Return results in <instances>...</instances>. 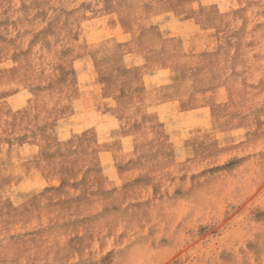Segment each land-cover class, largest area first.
<instances>
[{"label": "rangeland", "instance_id": "374dc122", "mask_svg": "<svg viewBox=\"0 0 264 264\" xmlns=\"http://www.w3.org/2000/svg\"><path fill=\"white\" fill-rule=\"evenodd\" d=\"M169 17L179 31L189 18L188 47L210 50L207 84L226 100L216 109L219 127L262 130L252 150L264 149V0H0V264H44L47 253L49 259L53 250L64 254L53 241L64 234L48 230L56 220L91 216L88 222L111 234L118 226L133 231L163 212L164 198L134 203L135 182L116 195L105 174L132 180L138 170L160 169L148 165L155 146L127 149L144 103L132 100L139 70L129 69L125 57L152 45L134 42L132 34ZM151 38L155 44L156 35ZM242 130L231 137L244 138ZM257 197L246 216L253 223L264 206ZM120 205L122 212H111ZM233 214L202 234L208 238L215 227L217 243L229 238ZM220 249L205 251L202 264H263L239 253L238 261L223 260Z\"/></svg>", "mask_w": 264, "mask_h": 264}, {"label": "crops", "instance_id": "0c3cea01", "mask_svg": "<svg viewBox=\"0 0 264 264\" xmlns=\"http://www.w3.org/2000/svg\"><path fill=\"white\" fill-rule=\"evenodd\" d=\"M163 19L162 23H150L148 32L132 34L134 42L152 45L135 47L125 57L132 61L129 69L139 70L135 71L139 83L134 84L132 100L144 103V110L135 118L141 121L140 126L134 125L127 133L132 138L127 149L135 152L143 144L155 146L156 155L148 159V165L160 169L144 174L138 170L132 180L118 174H105V179L117 189L116 195L128 181L135 182L134 203L164 198L165 208L151 214V222L133 231L118 226L111 234L108 228L105 232L88 222L91 216L80 221L72 216L56 220L48 230L64 234V238L53 240L54 246L63 247L64 254L61 248L53 250L51 259L49 253L45 255L44 264H202L205 251L213 249L216 253L217 246L223 260L238 261L234 253H239L245 262L264 264V206L258 222L246 219L253 198L258 195L264 201V149L257 153L252 150L255 140H262V130L253 134L249 127H219L216 109L226 100L217 98L214 84H207L210 68L205 62L210 50L188 47V35H184L188 31L184 28L189 18L179 22L180 31L173 19ZM153 35L157 37L156 45ZM136 86L141 87L140 91ZM242 129L246 130L244 138L231 137ZM241 147L245 152L240 154L237 150ZM140 163L138 159L132 166L138 169ZM160 182L164 187H158ZM105 197L104 193L102 199ZM70 207L65 208L71 212ZM110 210L116 214L123 209L120 205ZM233 211L229 238L217 243L215 227L210 238L202 234ZM39 241L44 246L52 244L50 239Z\"/></svg>", "mask_w": 264, "mask_h": 264}]
</instances>
